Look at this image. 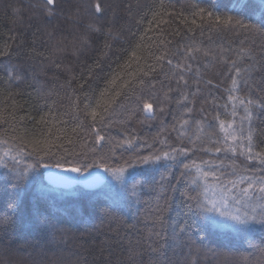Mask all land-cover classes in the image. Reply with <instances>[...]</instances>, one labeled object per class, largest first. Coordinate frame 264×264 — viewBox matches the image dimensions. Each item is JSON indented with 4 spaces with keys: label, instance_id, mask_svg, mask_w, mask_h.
<instances>
[{
    "label": "trees",
    "instance_id": "1",
    "mask_svg": "<svg viewBox=\"0 0 264 264\" xmlns=\"http://www.w3.org/2000/svg\"><path fill=\"white\" fill-rule=\"evenodd\" d=\"M230 97L252 110L238 167L264 173V0H0V153L22 163L0 166V264H264V224H214L192 168L222 157ZM133 166L118 203L44 188Z\"/></svg>",
    "mask_w": 264,
    "mask_h": 264
},
{
    "label": "rangeland",
    "instance_id": "2",
    "mask_svg": "<svg viewBox=\"0 0 264 264\" xmlns=\"http://www.w3.org/2000/svg\"><path fill=\"white\" fill-rule=\"evenodd\" d=\"M246 107L251 110L249 106L246 104L242 105L240 100L236 99L233 103V113H235V115L233 114L230 122L224 124L223 129L220 128L223 150L217 152V155L222 157H216L204 162L195 163L192 165V168L195 170L197 180L203 186L207 214L215 222L214 224L221 226L222 228L252 231L263 225L264 222H261L260 219L257 218L256 220L248 219L247 224H240L231 219L232 215L245 219V214H247L248 217H251L254 214L259 217V213L261 211L259 207H255V212L253 211L254 206L258 204L259 201H249L242 196L241 189L248 186L247 181L243 184L238 183L240 177L242 176H251L254 179L264 177V173H256V170H252L250 168L246 169V167H243L244 169L238 167L237 161L239 157H245L248 161H250L247 158L248 154L245 151L248 142L244 139L249 131L251 132L250 123L247 119H245ZM241 129H243V131H241ZM233 132L240 137V139L235 142L231 139L225 140V137ZM230 146L236 147L237 150L235 153L229 151ZM1 154L4 153H0V156L5 158ZM163 159L166 160L169 158L164 157ZM19 161L18 163L14 162L17 164V167L14 170L15 173L16 171H19V168H21L19 167L21 160ZM158 161L159 160H153V166L159 164ZM8 165H10L8 169L13 171V163H8ZM137 168L133 166L130 168L112 170L102 167L86 172L82 171L80 168H78L80 169L79 172L70 171L69 169L71 168L55 170L49 169L45 172L47 185H45L44 188L49 190V193L54 191V194L50 196L51 200L63 198V196L67 195L78 196L80 193L85 191L84 187H87L94 191V197L101 196L105 197L112 203H118L123 197V186L125 180L131 177L136 172ZM29 171L31 170L29 169ZM202 172L209 173L206 179L202 176ZM211 173H215V175H212ZM88 174H92L94 176L102 174L103 179L97 185L86 186L83 178ZM229 181H237L236 187L233 188ZM257 184H259V180H257ZM45 192L47 193V191ZM256 195H258V193ZM221 213H225V215H221Z\"/></svg>",
    "mask_w": 264,
    "mask_h": 264
},
{
    "label": "snow or ice",
    "instance_id": "3",
    "mask_svg": "<svg viewBox=\"0 0 264 264\" xmlns=\"http://www.w3.org/2000/svg\"><path fill=\"white\" fill-rule=\"evenodd\" d=\"M54 0H46V3L48 4H51L53 3ZM94 9L95 11L99 12L101 11V5L99 2L95 3L94 4ZM203 11V10H201ZM49 14H51L49 12ZM209 16H211L212 14L211 13H208ZM217 21H219V17L216 18ZM222 23L224 24H227V25H231L233 23V18L232 17H228L227 19L223 20ZM235 24L239 27V28H242V29H253L254 26L252 25H247V24H244L243 21H240V20H236L235 21ZM89 27H92L91 25ZM241 51H244L243 49ZM207 55V53H206ZM169 63H171V61H168ZM233 65L235 66V61H233ZM237 74L239 75L240 73V69H237ZM147 74V73H146ZM180 79H183V76L180 77ZM187 83V82H185ZM232 84H233V89L236 87V81L233 80L232 81ZM184 100H187V96H184L183 97ZM230 99H236L235 97H230ZM177 103H180V101H177ZM240 103L243 105L245 104V101L244 100H240ZM253 102L251 100H248L247 101V104L248 105H251ZM147 108L151 109V105H147L146 106ZM104 111H107V109H104ZM161 111H163V109H161ZM245 112H246V116H245V119H247L249 122L251 121V118H252V112L249 108H245ZM235 115V113H233ZM93 121H96L97 120V117L99 116V119L102 121L104 119V116L103 115H100L95 109H93L90 113ZM188 124V121H183V123L180 125L181 128H183L185 125ZM220 127L223 129L224 128V124L221 123L220 124ZM241 131H243V129H241ZM99 139L103 140L104 137H99ZM227 139H231L233 142L237 141L238 139H240V137H238L234 132L230 135H227L225 137V140ZM244 139L247 140L248 142V145L245 149L246 153L248 154L247 155V158L249 160L253 159V148H252V134L251 132L249 131V133L247 134L246 137H244ZM218 142V141H217ZM32 143V142H30ZM41 142L40 141H36L34 142V146L35 145H39ZM126 143H131V141H126ZM217 152H220L222 151L223 149L222 148H216L215 149ZM236 147L234 146H230L229 148V151L235 153L236 152ZM19 151V150H17ZM4 157H8L9 156V152H4ZM164 157L165 158H169V159H174V157H171L168 153H164ZM255 158L259 159L260 163L262 165H264V153H256L255 154ZM160 160L161 157L160 156H155V157H145L144 158V162H148V160ZM11 160L12 161H17V156L16 155H12L11 156ZM18 163V161H17ZM195 162H193V165H194ZM0 166L4 167L5 169H8L9 168V165L8 163L5 161L4 158L0 157ZM60 165L59 164H56V165H46V167H59ZM17 167V164L16 163H13L12 165V170L14 171ZM32 166L29 165L28 168L30 169ZM184 167L187 169V168H190L191 166L188 165V164H185ZM198 168V166H197ZM70 171H73V172H79L80 169L78 168H71L69 169ZM27 171L28 169H23L21 170V172L19 173L18 177L17 178H24L27 174ZM122 171V170H121ZM212 175H215V173H211ZM209 175V173H206V172H202V176L206 179L207 176ZM257 180H259V184H257ZM245 181H247L248 183V186L246 188H242L241 189V193H242V196L249 200V201H259L258 204H256L253 208V211L255 212V207H259L261 209L260 213H259V217H257V215H252L251 217H248L247 214H245V219H241L239 216H235V215H232L231 216V219L237 221L238 223L240 224H247L248 222V219H251V220H256L257 218L260 219L261 222H264V177H258V178H253L251 176H248V177H240L238 183L240 184H243L245 183ZM195 183V181H193ZM230 184H232L233 188L236 187L237 185V181H229ZM258 193V195H256ZM221 215H225V213H221ZM215 223V222H213Z\"/></svg>",
    "mask_w": 264,
    "mask_h": 264
},
{
    "label": "water",
    "instance_id": "4",
    "mask_svg": "<svg viewBox=\"0 0 264 264\" xmlns=\"http://www.w3.org/2000/svg\"><path fill=\"white\" fill-rule=\"evenodd\" d=\"M148 114H152V110L148 108L147 110ZM103 179V175L100 174L98 176H94L92 174H88L83 178V181L85 182L86 186H92L97 185L99 182H101Z\"/></svg>",
    "mask_w": 264,
    "mask_h": 264
}]
</instances>
